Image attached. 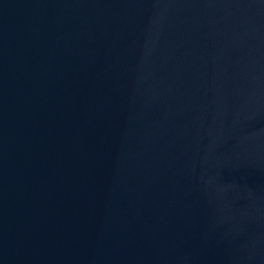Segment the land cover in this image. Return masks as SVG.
I'll return each instance as SVG.
<instances>
[{"label":"water","instance_id":"obj_1","mask_svg":"<svg viewBox=\"0 0 264 264\" xmlns=\"http://www.w3.org/2000/svg\"><path fill=\"white\" fill-rule=\"evenodd\" d=\"M0 264H264V0H0Z\"/></svg>","mask_w":264,"mask_h":264}]
</instances>
